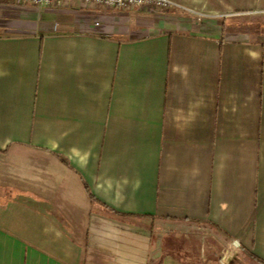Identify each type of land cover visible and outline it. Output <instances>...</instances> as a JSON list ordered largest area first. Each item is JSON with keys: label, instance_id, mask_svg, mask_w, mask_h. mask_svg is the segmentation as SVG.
<instances>
[{"label": "crops", "instance_id": "0c3cea01", "mask_svg": "<svg viewBox=\"0 0 264 264\" xmlns=\"http://www.w3.org/2000/svg\"><path fill=\"white\" fill-rule=\"evenodd\" d=\"M170 1L0 6V264L264 263V0Z\"/></svg>", "mask_w": 264, "mask_h": 264}, {"label": "built area", "instance_id": "2783aa9c", "mask_svg": "<svg viewBox=\"0 0 264 264\" xmlns=\"http://www.w3.org/2000/svg\"><path fill=\"white\" fill-rule=\"evenodd\" d=\"M58 3L77 2L83 6L95 7L100 9H124V8H139V9H169L176 6L170 0H0L2 4H10L15 7H24L33 5L39 9ZM220 44V43H219Z\"/></svg>", "mask_w": 264, "mask_h": 264}, {"label": "rangeland", "instance_id": "374dc122", "mask_svg": "<svg viewBox=\"0 0 264 264\" xmlns=\"http://www.w3.org/2000/svg\"><path fill=\"white\" fill-rule=\"evenodd\" d=\"M227 0H224L226 2ZM137 9V8H136ZM146 10V9H145ZM161 10V9H159ZM264 22V21H263ZM263 22L260 23V21H253L252 19L248 20H240L236 21L234 19L227 20L226 23V34L230 38H247V39H254L251 34L253 31H251L252 28L255 26L257 27V24H262ZM239 260V261H237ZM229 264H255L251 260H249L246 257L243 256H233L228 259Z\"/></svg>", "mask_w": 264, "mask_h": 264}, {"label": "trees", "instance_id": "16d2710c", "mask_svg": "<svg viewBox=\"0 0 264 264\" xmlns=\"http://www.w3.org/2000/svg\"><path fill=\"white\" fill-rule=\"evenodd\" d=\"M94 200V199H93ZM261 264H264L262 261H259Z\"/></svg>", "mask_w": 264, "mask_h": 264}]
</instances>
